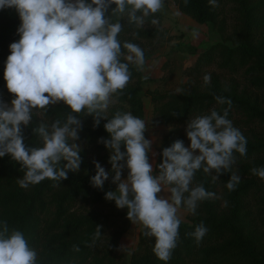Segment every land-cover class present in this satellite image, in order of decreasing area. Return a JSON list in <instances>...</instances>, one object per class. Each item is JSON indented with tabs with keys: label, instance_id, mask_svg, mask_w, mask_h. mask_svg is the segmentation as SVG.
Segmentation results:
<instances>
[{
	"label": "trees",
	"instance_id": "16d2710c",
	"mask_svg": "<svg viewBox=\"0 0 264 264\" xmlns=\"http://www.w3.org/2000/svg\"><path fill=\"white\" fill-rule=\"evenodd\" d=\"M173 1L184 15L211 25L221 40L198 53L195 63L183 71L187 81L181 91L150 94L154 124L174 129L163 138L154 173L162 163L164 148L177 140L190 146L185 131L188 120L213 109L223 115L228 108L227 119L247 139V154L242 157L234 153L232 171L241 177L234 191L226 188L230 172L215 181L202 169L195 174L192 187L203 184L218 198L200 202L196 213H189L188 222L180 225L178 246L166 264H264V179L251 172L252 168L264 167V0H217L216 7L209 0H187V4L185 0ZM152 18L158 19V24L152 25ZM116 19L113 17L114 22ZM121 22L124 27L118 38L137 44L145 60L158 43L173 39L164 30L159 12L148 18L142 28L129 25L126 19ZM20 23L14 8L0 10V99L9 103L13 96L7 91L4 70L9 46L20 38ZM129 68L131 79L104 114L108 119L117 111L130 112L143 120L146 117L141 93L144 71H137L131 64ZM205 75L211 76L208 84L203 80ZM216 96L230 99L231 107L218 104ZM69 112L62 103L48 106L47 112L39 116L34 111L29 126H22L25 145L41 147V139L33 129L40 123H63ZM80 119V169L69 171L68 178L57 187L53 184L58 182L45 179L28 189L20 188L17 180L23 177L24 170L8 155L0 158V222L7 221L10 229L25 235L38 254L37 264H165L154 255L155 238L146 237L144 229L133 251L122 247L121 240L130 225L120 215L107 211L111 201L105 199V194L117 186L112 183L114 174L109 175L102 189L90 183L96 175L94 161L111 172L109 151L98 143L101 138H109L104 129L107 121L101 120L94 127L92 116L81 113ZM201 222L208 231L197 243L186 233L193 232ZM97 226L101 236L93 244ZM73 245L80 251H73Z\"/></svg>",
	"mask_w": 264,
	"mask_h": 264
},
{
	"label": "clouds",
	"instance_id": "9594fccd",
	"mask_svg": "<svg viewBox=\"0 0 264 264\" xmlns=\"http://www.w3.org/2000/svg\"><path fill=\"white\" fill-rule=\"evenodd\" d=\"M209 4L216 7L217 0ZM164 5L165 0H0V10L14 8L21 21L20 38L10 44L5 63L4 80L13 99L10 103L0 99V158L10 156L24 170L17 180L20 188L28 189L45 179L58 182L53 184L57 187L69 171L78 172L82 163V148L77 143L80 114L92 116L94 127L106 120L109 138L98 143L109 151L111 172L94 161L96 175L90 183L102 189L114 174L112 183L117 188L108 191L105 199L114 201L118 209H127V219L140 224L146 237L155 238L153 253L166 264L180 240L182 209L195 214L200 202L218 198L203 184L192 187L195 174L202 169L215 181L230 172L226 188L234 191L241 180L232 171L234 153L247 154V139L227 119L228 108L223 115L213 109L188 120L185 131L190 146L177 140L164 148L162 163L154 173L149 162L153 141L145 138L148 124L130 112L117 111L111 119L104 115L127 87L132 76L129 65L144 71L146 64L137 44L118 38L124 27L121 21L142 28ZM158 22L151 19L152 25ZM198 35L192 33L194 39ZM203 80L208 84L211 76ZM215 99L231 107L230 99ZM59 103L70 109L65 121L55 120L50 126L40 123L33 131L42 146H26L22 126H29L34 111L39 116ZM125 169L127 178L122 179ZM251 172L264 179V167ZM162 192L170 195H158ZM207 231L201 222L186 235L199 243ZM100 236L97 226L93 244ZM73 251L80 249L73 245ZM37 256L20 230L0 222V264H37Z\"/></svg>",
	"mask_w": 264,
	"mask_h": 264
},
{
	"label": "rangeland",
	"instance_id": "374dc122",
	"mask_svg": "<svg viewBox=\"0 0 264 264\" xmlns=\"http://www.w3.org/2000/svg\"><path fill=\"white\" fill-rule=\"evenodd\" d=\"M159 13L163 16L164 30L168 37L173 39L158 43L150 58L146 60L141 88L143 101L146 105L144 121L148 124L145 138L153 141L152 153L156 154L155 156L152 153L149 154V162L153 164L154 171L163 138L174 129L170 126L154 124V105L150 94L155 91L181 90L187 81L183 76V71L195 63L198 53L221 40V36L213 30L211 25L197 23L184 15L173 0H165L164 8ZM194 31L199 33L195 39L192 36ZM127 174V169H125L122 179H126ZM116 188L117 186L112 187L111 191H115ZM158 195L167 196L170 193L162 192ZM108 205L107 211L110 210L120 215L119 218L130 225L121 244L123 248L130 252L133 251L137 246L139 233L143 227L138 223L134 225L127 219V209H118L114 201ZM104 207L106 208L105 205ZM188 215L189 213L182 209V221L188 222Z\"/></svg>",
	"mask_w": 264,
	"mask_h": 264
}]
</instances>
